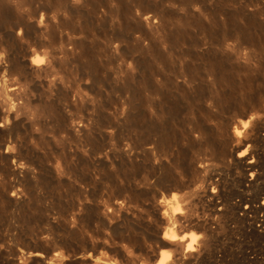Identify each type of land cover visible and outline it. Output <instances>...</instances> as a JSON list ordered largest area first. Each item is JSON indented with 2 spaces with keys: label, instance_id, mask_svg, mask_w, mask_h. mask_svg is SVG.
Masks as SVG:
<instances>
[{
  "label": "rangeland",
  "instance_id": "obj_1",
  "mask_svg": "<svg viewBox=\"0 0 264 264\" xmlns=\"http://www.w3.org/2000/svg\"><path fill=\"white\" fill-rule=\"evenodd\" d=\"M2 1L4 14L31 12V36L36 32L44 45L35 50L42 65L26 72L22 106L8 123L9 133L0 134V142L15 140L13 152L25 163L21 168L11 164L18 176L4 179L25 190L8 196L6 211L0 210V256L23 264L17 261L21 254L25 258L38 244L42 246L37 248L47 249L42 239L49 226L57 240L70 239L58 247L63 254L92 251L88 235H97L92 232L91 211L111 197L112 179L128 190L127 196L154 211V195L163 189L158 178L173 173L188 152V116L180 108L189 105L193 66L203 72L202 58L222 52L225 26L244 23L248 16L264 24V0ZM40 11L45 18L36 25ZM147 13L154 18L146 22ZM0 28L3 36L6 24L0 23ZM250 32L256 39L254 54L263 55L264 31L254 26ZM12 74L0 70V80L16 76ZM213 76L205 74L200 85H207L218 99L228 93L233 99L252 97L249 84L230 88L217 80L212 83ZM245 100L243 106L248 104ZM199 103L207 113L208 130L234 114L222 110L221 100L216 107ZM3 104L0 95V109ZM143 119L163 123L162 132L172 137L168 156L159 163L137 144ZM5 150L3 145L0 154H7ZM2 165L0 161V175ZM182 181L185 186L176 192L199 185L189 173ZM67 203L75 206L72 213L82 218L89 214V226L83 222V229L59 221ZM195 211L203 212L200 206ZM123 216L124 221L114 222L135 223L131 209H125ZM70 230L85 238L71 239ZM135 253L146 256L150 249ZM116 257L121 264L130 263L126 257Z\"/></svg>",
  "mask_w": 264,
  "mask_h": 264
},
{
  "label": "bare ground",
  "instance_id": "obj_2",
  "mask_svg": "<svg viewBox=\"0 0 264 264\" xmlns=\"http://www.w3.org/2000/svg\"><path fill=\"white\" fill-rule=\"evenodd\" d=\"M30 13L9 15L0 9V23L7 27L3 36L0 31V70L16 74L0 80L4 102V108L0 109V134L9 133L8 123L22 106V84L27 70L43 63L35 50L44 43L36 38V32L31 36L30 28L34 25L29 20ZM44 18L45 13L40 11L36 25ZM152 18L149 13L143 15L146 22ZM254 26L259 32L264 31V24L252 22L250 16L244 23L225 26L221 34L222 52L202 58L206 66L203 72L193 66L189 76V105L180 108L188 116V152L182 155L173 173L158 178L163 189L154 195V211L127 196L128 190L112 179L111 197L97 203L91 211L95 215L92 232L97 235H88L94 247L92 251L63 254L58 247L68 244L70 239L65 236L57 240L52 235L54 227L49 226L42 239L47 249L37 248L42 246L38 244L35 250L25 253V258L21 254L18 263L121 264L116 257L120 256L130 259L129 264H264V54H254L252 46L256 39L250 32ZM234 33L237 34L233 37ZM87 65L93 67L91 62ZM209 73L214 75L212 83L217 80L230 88L241 82L249 84L252 97L233 99L228 93L218 99L207 85H200ZM244 99L248 104L243 106ZM219 100L222 110L234 114L217 120L214 130H208L205 123L208 116L199 101L216 107ZM235 105L240 106L239 110ZM142 127L143 135L137 144L145 146L142 152L152 155L159 163L162 156H168L172 137L162 132L163 123L157 125L143 119ZM3 145L7 154H0L4 166V175H0V202L3 203L0 210L6 211L10 203L8 196H18L25 188L4 179L18 176L11 164L21 168L25 163L13 152L15 140H2L0 148ZM186 173L199 185L176 192L175 189L185 186L182 178ZM197 206L202 214L195 211ZM74 208L72 204H65V213L62 212L59 221L63 225H80L83 229V222L89 226V214L82 218L71 212ZM127 208L132 210L135 222L131 226L122 223L123 211ZM117 218L121 223L114 222ZM189 227L197 228L198 232L189 231ZM67 234L71 239L85 238L76 230ZM143 247H148L150 254L135 253ZM0 264L16 263L2 254Z\"/></svg>",
  "mask_w": 264,
  "mask_h": 264
}]
</instances>
